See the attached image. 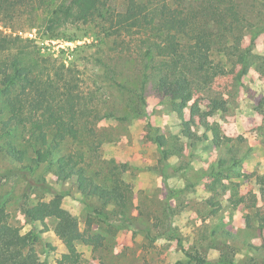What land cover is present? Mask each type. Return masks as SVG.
I'll return each mask as SVG.
<instances>
[{"label":"rangeland","instance_id":"374dc122","mask_svg":"<svg viewBox=\"0 0 264 264\" xmlns=\"http://www.w3.org/2000/svg\"><path fill=\"white\" fill-rule=\"evenodd\" d=\"M235 3V33L226 43L250 47L242 79L227 49L204 34L184 36L186 0H111L112 28L105 19L53 32L40 18L36 28L16 25L14 33L33 39L43 55L74 68L103 116L95 137L81 142L66 124L64 137H51L48 150L55 159L81 150L86 174L107 188L119 178L127 199L125 208L103 206L83 195L76 179L59 181L47 166L28 177L3 150L8 143L25 149L28 133L11 130L0 139V203L31 239L38 261L62 264L67 251L54 219L32 223L23 214L28 203L41 201L59 203L82 232L93 220L89 233L101 244L78 241L77 264H264V0ZM154 14L158 26L151 34ZM181 55L197 75L201 112L213 110L210 128L192 116L193 102L179 111L178 102L156 90L155 65L181 69ZM101 209L107 219L94 214Z\"/></svg>","mask_w":264,"mask_h":264},{"label":"trees","instance_id":"16d2710c","mask_svg":"<svg viewBox=\"0 0 264 264\" xmlns=\"http://www.w3.org/2000/svg\"><path fill=\"white\" fill-rule=\"evenodd\" d=\"M110 1L0 0V25L12 31L6 33L0 29V139L14 129L28 133L25 149L17 150L11 143L3 149L10 159L20 164L21 170L28 177L42 166L55 168L54 175L59 181L76 179L83 195L97 198L103 206L116 204L125 208L127 199L119 178H115L108 188L104 187L86 174L83 166L85 156L81 150L56 159L53 152L48 150L51 137H64L62 129L66 124L76 128L81 142L96 136L95 126L103 116L95 109L94 93L85 94L73 67L66 66L53 56L43 55L33 39L14 33L17 24L36 28L37 18L42 19L51 32L58 27L87 25L97 19L110 21L109 27L112 28L114 11ZM235 9V0H186L184 36L191 40L204 34L209 43H217L220 49H227L235 58L237 78L242 79L250 69V47L240 51L239 40L234 44L226 43L228 37L235 33ZM157 26L154 14L148 26L149 32L154 34ZM67 39L73 40L72 35H68ZM181 58L185 62L181 69L168 68L166 63L155 65L156 90L162 97L178 102L179 111L193 102L192 116L199 118L198 124L210 128L207 118L213 110L209 114L201 112L200 86L195 80L197 75L189 68V57L181 55ZM214 108H218V105ZM163 145L160 142L159 147L163 159H166L168 151L163 149ZM30 180L28 183L36 188V184ZM239 202L246 201L243 198ZM251 202L250 207H257L258 199L253 198ZM22 211L32 223L45 219L55 220L56 234L67 250L62 256V264H77L81 261V253L76 246L78 241L87 245L101 244L100 236L89 233L93 222L91 218L88 219L87 230L82 232L78 220L59 203H28ZM94 214L107 219L102 209L95 210ZM263 228L264 218H261L260 229ZM30 242L31 239L21 234L20 228L11 222L10 214L1 202L0 264H45L36 259Z\"/></svg>","mask_w":264,"mask_h":264}]
</instances>
